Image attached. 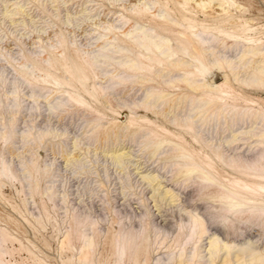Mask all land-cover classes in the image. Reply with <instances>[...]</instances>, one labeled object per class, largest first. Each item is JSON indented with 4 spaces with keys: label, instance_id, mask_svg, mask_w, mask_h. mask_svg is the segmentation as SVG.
<instances>
[{
    "label": "rangeland",
    "instance_id": "374dc122",
    "mask_svg": "<svg viewBox=\"0 0 264 264\" xmlns=\"http://www.w3.org/2000/svg\"><path fill=\"white\" fill-rule=\"evenodd\" d=\"M197 1L190 0L183 12L184 0H0V172L10 169L0 174V235H6L2 243L0 236L2 264H178L179 255L182 264H219L225 249L222 244L210 262L211 235L232 246L231 264H238L234 254L248 242L264 254V229L249 222L233 228L218 222L209 198L214 189L183 177L170 159L178 143L211 158L221 180L259 182L206 146L250 161L256 152L249 148L253 139L230 144L232 132L222 120L215 125L197 118L193 129L171 122L186 117L191 100L204 98L181 83L168 85L182 72L122 74L126 79L119 82L113 77L123 66L104 65L87 79V94L80 92L86 105L68 98L65 91L71 88L43 82L45 69L65 76L48 66L51 59L71 64L96 60L104 46L115 50L124 46L119 40L133 41L137 33H126L134 28L155 26L151 16L159 10L174 18L183 13L197 22L204 19ZM230 2L232 19L247 23L264 40V0ZM211 6L206 9L211 17L220 13L216 3ZM144 7V15H135ZM231 43L228 39L216 48V58L234 59L233 49H225ZM125 55L134 58L135 50L114 53L109 62ZM224 71L213 67L207 79L221 82ZM229 82L231 103L264 102V93L240 87L231 74ZM148 94L163 100L146 112L137 106ZM251 107L257 109L258 103ZM248 128L245 124L240 130ZM160 140L173 143L155 151ZM195 219L204 222L201 237L192 235ZM126 234L140 243L136 263L113 254L112 242ZM195 250L200 257L193 260ZM243 264L256 263L245 259Z\"/></svg>",
    "mask_w": 264,
    "mask_h": 264
},
{
    "label": "bare ground",
    "instance_id": "6f19581e",
    "mask_svg": "<svg viewBox=\"0 0 264 264\" xmlns=\"http://www.w3.org/2000/svg\"><path fill=\"white\" fill-rule=\"evenodd\" d=\"M189 1L184 0L179 7L181 11L186 12V5ZM213 3L217 4L220 13L217 14L216 12L217 15L211 17L212 13L207 12L206 9L212 8ZM195 6L202 13L204 19L197 22L191 18L192 16L187 17L183 13L180 18H174L166 11L159 10L157 14L151 16L155 26L148 29L134 28L135 32L126 33L127 37L137 33L132 36L133 41L121 39L119 41L124 46H117L115 50L110 46H104V53L99 55L96 60L83 58L79 62L71 64L65 62L63 58L51 59L48 66L55 71H61L65 76L61 78L45 69L43 82H51L57 86L71 88L72 91H65L68 98L77 104L86 105L80 92L87 94L85 90L87 79L97 68L104 65L123 66L118 75L113 77L117 78L119 82L126 79L121 77L122 74H126V77L129 78L135 72H141L142 77L146 75L160 76L164 71H168V73L172 71L182 72L183 74L178 78L170 80L168 85L177 87L181 83L183 88L189 92L200 91L204 98L199 96L191 100V106L186 117L171 122L178 127L193 129L196 126L195 120L197 118L202 123L214 120L215 125L222 120L226 128L232 132L230 144L238 140L253 139V144L249 145V148L256 150V152L250 161H244L237 155L225 156L220 149L212 148L208 142H206V146L212 149L216 158L223 160L229 167L251 172L259 182L251 185L241 179L221 180L213 173L214 162L211 158L188 151L184 146L173 143L171 140L156 141L153 145L155 151L172 143L176 146V154L172 155L170 159L175 160L173 163L179 169V173L181 172V175L187 179L197 178L202 188L214 189L209 194V198L214 203L212 208L215 209L218 222L228 224L232 228L237 224L249 222L264 229V102L244 100L249 105L241 107L229 101L232 97L231 91H233L229 87V74L233 76V80L240 87L264 93V40L257 36L256 29L249 27L247 23L239 24L237 22V24L236 19H232L230 0H199L195 2ZM146 12L147 8L145 7L137 8L135 15H144ZM206 21H211V24H205ZM230 28L233 29L229 30ZM228 39H231L232 43L225 49H233L235 58H216L215 49L223 46ZM172 43L176 45V49L172 48ZM129 49L135 50L134 58L125 55L117 63L109 62L114 59V53L122 54ZM213 67L217 71L225 70L223 81L215 82L207 79ZM240 72L243 74L238 77ZM96 95V93H91L93 99H96ZM184 96L187 97V94ZM162 100V95L148 94L137 107H144L145 110L149 107H157L162 103ZM256 103H258V108L254 110L251 104ZM55 108L56 106L54 110ZM146 112L148 111L146 110ZM245 124H248L249 128L244 131L240 130ZM235 126L238 128L234 129ZM150 142L153 141L149 140ZM193 153L195 155H192ZM9 173L10 169L7 167L0 172L5 176ZM191 228L192 235L198 232L199 237H201L206 233L202 219H195ZM192 235L188 240L192 238ZM0 236L2 243L6 239V235L1 233ZM208 244L210 262L215 259L218 249L223 244L225 253L219 264H231L232 246L222 243V240L216 235L209 237ZM112 245L113 254L118 258L133 259L135 263L137 262L135 253L140 243H136V238L132 234L120 235L112 242ZM1 255L0 248V259ZM199 257L200 253L195 250L191 258L195 260ZM233 259L238 264H243L245 259H248L249 263L263 264L264 254L256 251L248 242L236 250ZM0 264L2 263L0 262ZM178 264H182L181 255L178 256Z\"/></svg>",
    "mask_w": 264,
    "mask_h": 264
}]
</instances>
